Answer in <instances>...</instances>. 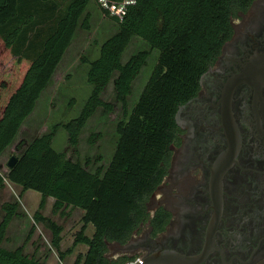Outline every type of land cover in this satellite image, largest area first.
<instances>
[{
    "label": "trees",
    "instance_id": "obj_1",
    "mask_svg": "<svg viewBox=\"0 0 264 264\" xmlns=\"http://www.w3.org/2000/svg\"><path fill=\"white\" fill-rule=\"evenodd\" d=\"M252 1L138 0L121 21L112 18L117 32L102 44L98 58L89 61L87 82L92 90L78 116L61 125L76 149L80 131L95 112L99 108L113 111V104L101 98L113 80L125 119L117 125L119 139L107 166L89 170L90 159L83 165L57 152L52 142L60 125L28 144L17 145L22 153L6 179L0 173V189L8 180L23 192L34 190L41 195L34 221L51 231V243L58 250L63 229L41 213L47 199L54 200L55 213L84 211L74 244L87 245V251L79 254L74 264H125L127 257L107 256L108 245L125 244L143 223H150L154 232L164 228L169 214L159 209L151 216L149 201L166 173L170 146L178 132L176 113L197 94L201 76L217 60L233 32V19ZM89 2L69 0L64 12L58 14L54 0H0V54L15 63L8 70L9 77L1 79L0 156L33 112L77 28H89L90 15L85 13ZM30 31L33 34L29 36ZM133 37L141 38L150 51L140 50L123 62ZM154 49L159 52L157 62L128 114L133 82ZM96 136L91 135L90 141ZM1 208L0 264H46L24 253L22 247H3L18 205L6 201ZM88 225L93 227L91 236L85 233Z\"/></svg>",
    "mask_w": 264,
    "mask_h": 264
},
{
    "label": "flooded vegetation",
    "instance_id": "obj_2",
    "mask_svg": "<svg viewBox=\"0 0 264 264\" xmlns=\"http://www.w3.org/2000/svg\"><path fill=\"white\" fill-rule=\"evenodd\" d=\"M232 26L197 94L175 116L177 137L150 211L168 213L167 223L158 232L143 223L125 244L113 243L121 251L114 259L139 258L136 264L264 259V0L239 11ZM141 226L146 228L138 232Z\"/></svg>",
    "mask_w": 264,
    "mask_h": 264
},
{
    "label": "rangeland",
    "instance_id": "obj_3",
    "mask_svg": "<svg viewBox=\"0 0 264 264\" xmlns=\"http://www.w3.org/2000/svg\"><path fill=\"white\" fill-rule=\"evenodd\" d=\"M32 1L37 2L38 0H29V2ZM54 2L59 11L58 14H61L69 0H54ZM86 12L90 15L89 28L85 29L81 26L77 28L51 81L41 93L33 112L21 125L15 140L0 156V173L5 179L9 172L7 165L9 159L12 156L19 157L22 153V150L17 149V145L21 142L30 143L34 138L49 132L54 125H60V127L54 135L53 148L57 152L64 153L66 158L73 162L78 161L85 165L86 161L90 159L92 164H88L87 168L94 170L100 164L107 166L112 158L119 139L117 125L125 119L122 105L116 98L113 80L101 93V98L104 101L113 104V111L109 112L99 108L95 112L80 131L76 149L69 143L68 133L61 126L78 116L92 90V86L87 82L89 61L98 58L102 44L118 30L117 23L104 15L95 0H90ZM38 17L40 15L35 14V18ZM32 34L33 32L30 31L29 36ZM140 50L150 51L149 45L141 38L133 37L123 54L122 61L126 62L132 54ZM158 54V50H151L147 64L133 82L132 93L127 99L128 114L137 102L157 62ZM2 55L0 54V88L2 86L1 79L9 77L8 70L15 64L13 58ZM3 102L0 95V109ZM91 135H97L93 142L90 141ZM98 157L101 158L100 163L97 162ZM156 194L155 191L149 201L150 211L156 206ZM40 197L41 195L37 191L27 190L23 192L20 186L5 180L4 187L0 189V221L4 215L1 208L4 202H16L18 209L8 226L3 247L8 250L22 247L24 253L35 256L46 264H74L77 256L79 254L84 255L87 251V245L74 244L75 235L83 224L82 212L79 209H73L71 211L66 210L64 214H60L59 211L55 213L52 208L54 200L52 198L47 199L41 213L51 218L63 229L58 250L51 243V231L42 223L35 224L34 213L38 209ZM145 228V226H141L138 232H143ZM85 233L87 236H91L93 227L88 225ZM116 249L113 243L108 245L107 256L112 259L121 254V251ZM68 250L70 251L68 252ZM62 253L63 256L61 257Z\"/></svg>",
    "mask_w": 264,
    "mask_h": 264
},
{
    "label": "built area",
    "instance_id": "obj_4",
    "mask_svg": "<svg viewBox=\"0 0 264 264\" xmlns=\"http://www.w3.org/2000/svg\"><path fill=\"white\" fill-rule=\"evenodd\" d=\"M101 8L104 15L122 20L125 12L132 6L136 5L138 0H95ZM140 259L137 258L133 262H126L125 264H136Z\"/></svg>",
    "mask_w": 264,
    "mask_h": 264
},
{
    "label": "water",
    "instance_id": "obj_5",
    "mask_svg": "<svg viewBox=\"0 0 264 264\" xmlns=\"http://www.w3.org/2000/svg\"><path fill=\"white\" fill-rule=\"evenodd\" d=\"M17 160H18V158L17 157H15V156H12L10 159H9V161H8V167H9V169H11L15 164H16V162H17ZM218 199V198H217ZM219 200L220 199H218V202L216 203V197H215V208L216 209H218V207L220 206V203H219ZM220 208V207H219ZM180 260V262H185V263H189L191 260H193V259H184V258H182V260L181 259H179ZM258 264H264V259L263 260H261Z\"/></svg>",
    "mask_w": 264,
    "mask_h": 264
},
{
    "label": "crops",
    "instance_id": "obj_6",
    "mask_svg": "<svg viewBox=\"0 0 264 264\" xmlns=\"http://www.w3.org/2000/svg\"><path fill=\"white\" fill-rule=\"evenodd\" d=\"M19 187V186H18ZM80 210V209H79ZM82 212V214H84V211L83 210H80ZM83 216V215H82Z\"/></svg>",
    "mask_w": 264,
    "mask_h": 264
}]
</instances>
